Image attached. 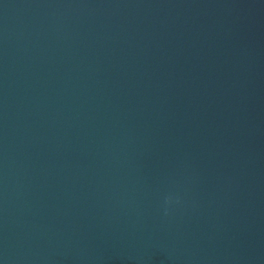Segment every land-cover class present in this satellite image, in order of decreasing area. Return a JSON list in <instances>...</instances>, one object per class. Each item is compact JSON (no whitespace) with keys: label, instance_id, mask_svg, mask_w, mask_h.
Segmentation results:
<instances>
[{"label":"water","instance_id":"95a60500","mask_svg":"<svg viewBox=\"0 0 264 264\" xmlns=\"http://www.w3.org/2000/svg\"><path fill=\"white\" fill-rule=\"evenodd\" d=\"M0 264H264V0H0Z\"/></svg>","mask_w":264,"mask_h":264}]
</instances>
